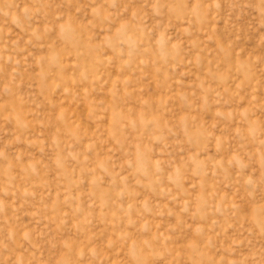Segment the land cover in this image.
I'll use <instances>...</instances> for the list:
<instances>
[{
    "label": "rangeland",
    "instance_id": "374dc122",
    "mask_svg": "<svg viewBox=\"0 0 264 264\" xmlns=\"http://www.w3.org/2000/svg\"><path fill=\"white\" fill-rule=\"evenodd\" d=\"M0 264H264V0H0Z\"/></svg>",
    "mask_w": 264,
    "mask_h": 264
}]
</instances>
